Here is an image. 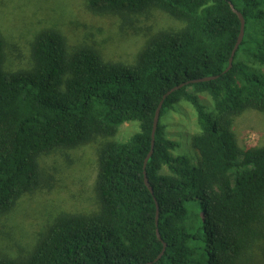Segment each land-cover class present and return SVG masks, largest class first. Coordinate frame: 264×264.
Listing matches in <instances>:
<instances>
[{"label": "trees", "instance_id": "16d2710c", "mask_svg": "<svg viewBox=\"0 0 264 264\" xmlns=\"http://www.w3.org/2000/svg\"><path fill=\"white\" fill-rule=\"evenodd\" d=\"M230 4L245 26L225 71L240 31ZM88 7L98 14L158 9L180 26L150 35L131 62L106 59L92 45L70 47L60 30L41 29L32 63L17 70L5 67L0 30V215L40 186L42 155L113 137L125 122L139 127L99 147L96 212L57 215L28 255H0V264H262L264 145L240 146L233 125L245 110L264 114V0H88ZM214 75L163 99L176 85ZM162 99L145 168L151 193L143 165ZM181 100L196 113V167L173 154L178 142L162 122Z\"/></svg>", "mask_w": 264, "mask_h": 264}, {"label": "rangeland", "instance_id": "374dc122", "mask_svg": "<svg viewBox=\"0 0 264 264\" xmlns=\"http://www.w3.org/2000/svg\"><path fill=\"white\" fill-rule=\"evenodd\" d=\"M179 26L178 20L158 9L143 14H98L89 9L88 0H0V30L5 36V67L9 70L30 66L31 42L41 29L60 30L70 47L92 45L106 59L131 62L150 35ZM199 97L205 109L215 114L209 96L200 93ZM162 122L167 137L178 142L173 154L186 156L192 166H198L192 145V137L199 130L194 108L181 100ZM138 128L136 122H125L113 137L98 136L88 143L42 155L40 186L23 195L10 212L0 215V255H28L61 213L96 212L99 147L106 140L124 141ZM233 129L240 146L264 145L263 113L245 110L235 118Z\"/></svg>", "mask_w": 264, "mask_h": 264}, {"label": "water", "instance_id": "95a60500", "mask_svg": "<svg viewBox=\"0 0 264 264\" xmlns=\"http://www.w3.org/2000/svg\"><path fill=\"white\" fill-rule=\"evenodd\" d=\"M231 5V8L233 10V12H235L237 14V16L239 17L240 19V31H239V35H238V38H237V41L234 45V48L232 50V53H231V56L229 58V65L228 67L226 68L225 71L229 70L232 66V61H233V57H234V54H235V51L236 49L238 48L239 44L241 43L242 39H243V36H244V26H245V20H244V17L243 15L241 14V12L239 10H237L233 4H230ZM217 77V75H214V76H205V77H199V78H194V79H191L187 82H184V83H181L179 85H176L174 87H172L170 90H168L164 95H163V99L169 95L170 93H172L173 91L175 90H178L179 88H181L182 86H184L185 84H189V83H197V82H204V81H208V80H211L213 78ZM163 99L160 101L156 111H155V115H154V119H153V125H152V130H151V148L148 152V154L146 155L145 159H144V165H143V168H144V182H145V185L147 186V188L150 190L151 193H153V188L152 186L150 185V182H149V179L146 175V163L148 161V159L150 158L152 152H153V148H154V137H155V131H156V128H157V125H158V122H159V116H160V109H161V106H162V102H163ZM158 213H159V207H158V204L156 202V224H157V219H158ZM156 233H157V237L159 239H161V236L158 232V229L156 230ZM165 242H164V247H165ZM163 247V249H164ZM163 251L155 258V260H157L161 255H162ZM152 261H149L147 263H144V264H151Z\"/></svg>", "mask_w": 264, "mask_h": 264}]
</instances>
